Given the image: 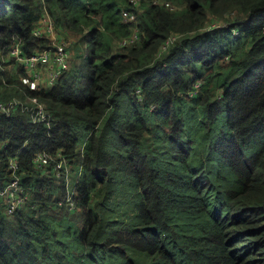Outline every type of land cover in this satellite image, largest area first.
Wrapping results in <instances>:
<instances>
[{"label": "trees", "instance_id": "16d2710c", "mask_svg": "<svg viewBox=\"0 0 264 264\" xmlns=\"http://www.w3.org/2000/svg\"><path fill=\"white\" fill-rule=\"evenodd\" d=\"M45 12L72 60L41 94L50 126L0 114V185L12 156L29 192L12 213L0 198V264H264V0H0L1 53L18 36L23 52L48 44L33 33ZM221 60L236 69L215 96ZM2 75L0 96L21 95ZM43 148L81 167L71 209Z\"/></svg>", "mask_w": 264, "mask_h": 264}, {"label": "built area", "instance_id": "2783aa9c", "mask_svg": "<svg viewBox=\"0 0 264 264\" xmlns=\"http://www.w3.org/2000/svg\"><path fill=\"white\" fill-rule=\"evenodd\" d=\"M165 3L169 4L168 2ZM123 17L126 20L134 18L133 13L126 10L123 11ZM33 33L38 36L46 35L49 41L48 44L35 48L31 52H23L21 48L23 40L18 36L6 45V54H2L0 51L2 82L6 84L10 82L6 77V74L9 73L10 76L16 78L18 88L21 91V95L0 96V114L8 115L13 110H19L26 112L31 122L44 123L50 126L52 113L41 98V94L55 83L62 70L69 67L72 50L69 47L68 39L59 36L53 20L47 12L38 18L33 27ZM136 37L137 33L134 31L129 37L123 38L121 43L132 42ZM175 37L176 35L173 34L166 38L164 43L160 45L158 55L167 49ZM5 144L6 142H3L2 146H5ZM35 154L34 160L38 165L48 166L44 171H52L55 175L63 176L65 179L64 193L58 199V205H64L69 209L73 208L76 192L73 183L80 174V165L75 168V165L63 155L61 150L54 152V154H57L56 156H51L52 153L46 148ZM7 164L12 172V177L0 185V198L4 211L12 213L27 204L29 192L20 180L19 173L24 170L20 169L18 159L10 156Z\"/></svg>", "mask_w": 264, "mask_h": 264}, {"label": "rangeland", "instance_id": "374dc122", "mask_svg": "<svg viewBox=\"0 0 264 264\" xmlns=\"http://www.w3.org/2000/svg\"><path fill=\"white\" fill-rule=\"evenodd\" d=\"M238 14H240V12H238L237 10L230 11L231 17H235ZM241 18H242V16H241ZM212 22L221 23V22H225V21L217 18ZM231 38H232V40H236V44H238L241 48L248 49V47L251 43V38H250L249 34H247V35L243 34L241 36L231 37ZM224 47L234 48L235 43H233V44L227 43L224 45ZM71 60H72V58H71ZM232 68L236 69V65L235 64L230 65L227 61H222V60L218 62L215 70L213 71V76H215V78H216V82L212 86L215 96H216L217 92L220 90V88H219L220 86L217 87L216 85H218V84L220 85L221 83H223L225 81L226 74H228V71L231 70ZM198 114H199L200 121L203 120L204 115L206 114V109L205 108L201 109ZM188 119L191 120V118H189V116H188ZM214 127L217 130H220L222 128L225 130L228 129L226 124H225V109L220 111L217 120H215V122H214ZM210 141H211V139H210ZM210 141H208L207 139H204V140L202 139V141H200V142L198 141L196 143L195 147L193 148V151L191 152V154H194L196 157L200 156L201 158H203V156H206V154H208V148L205 149V147L203 146V143H205L208 146ZM72 171H73V169H72ZM144 254H145V252H144ZM151 258H152V256L149 255L145 261H142V264H164V261H162L157 256H154L153 263H151L150 262Z\"/></svg>", "mask_w": 264, "mask_h": 264}]
</instances>
